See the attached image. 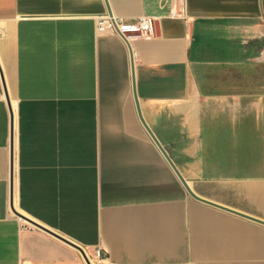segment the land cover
I'll list each match as a JSON object with an SVG mask.
<instances>
[{
    "label": "crops",
    "instance_id": "obj_1",
    "mask_svg": "<svg viewBox=\"0 0 264 264\" xmlns=\"http://www.w3.org/2000/svg\"><path fill=\"white\" fill-rule=\"evenodd\" d=\"M108 3L0 0V264H264V0Z\"/></svg>",
    "mask_w": 264,
    "mask_h": 264
},
{
    "label": "built area",
    "instance_id": "obj_2",
    "mask_svg": "<svg viewBox=\"0 0 264 264\" xmlns=\"http://www.w3.org/2000/svg\"><path fill=\"white\" fill-rule=\"evenodd\" d=\"M173 14L177 15V12L173 11ZM156 21L157 19L150 15H142L134 21H127L124 18H117L107 13L100 16L97 23L100 32H109L122 36L131 48V43L135 39H151L155 37L157 32ZM102 257V250L97 248L94 258L100 260ZM88 258L92 264H95L93 258L89 255Z\"/></svg>",
    "mask_w": 264,
    "mask_h": 264
},
{
    "label": "water",
    "instance_id": "obj_3",
    "mask_svg": "<svg viewBox=\"0 0 264 264\" xmlns=\"http://www.w3.org/2000/svg\"><path fill=\"white\" fill-rule=\"evenodd\" d=\"M106 2H107V6H108V10H109V14H110V15H113L112 10H111V8H110V5H109V3H108V0H106ZM131 53H132V59H133L132 62H133V74H134V94H135L136 106H137L138 110H140V102H139L138 95H137V91H136L135 70H134V66H135V65H134V53H133V50H132V49H131ZM4 89H5V92H6V95H7V87H6L5 84H4ZM7 97H8V96H7ZM8 101H9V98H8ZM139 116H140V118L142 119V122L144 123L145 127L147 128V130L150 132V134H151L152 137L154 138V140L159 144V146H160L161 149L163 150L164 154L166 155V157L168 158V160L170 161V163H171V164L174 166V168L176 169V171H177V173H178L180 179L182 180V182H183L184 185L186 186V188H187V190L189 191V193H190L193 197H195V198H197V199H200V200H203V201H206V202H210V203H211V201H208V200H206V199L200 197L199 195H197V194L193 191V189L190 187V185L188 184V182L184 179V177L181 175V173L177 170V168H176L175 165L173 164V162H172L170 156L166 153V151L163 149V147H162L161 144L159 143L157 137H156V136L154 135V133L149 129V127H148L147 123L145 122L144 117L142 116V114H141L140 111H139ZM13 119H14V118H13V115H12V143H13V140H14V127H13V126H14V120H13ZM12 152H13V144H12ZM13 198H14V197H13V172H12V174H11V202H12V205H13V200H14ZM13 210H14V212H15L17 215H19L22 219H25L26 221L32 223L33 225H35V226H37V227H39V228H41V229H43V230H45V231H47V232L53 234V235H55L56 237H58V238H60V239H62V240H64V241H66V242H68L69 244H71V245H73L74 247H76L78 250L81 251V253H82V255L84 256V258H85V260L87 261V263H88V264H92V263L90 262L89 258H88V255H87L86 251L83 249V247H81L80 245H78V244H76V243H73L72 241H70L69 239L63 237L62 235H60V234H58V233H56V232H54V231H52V230H50V229H48V228L42 226L41 224L37 223L36 221L30 219V218L27 217L26 215H24V214H22L21 212L17 211V210L15 209L14 205H13Z\"/></svg>",
    "mask_w": 264,
    "mask_h": 264
}]
</instances>
